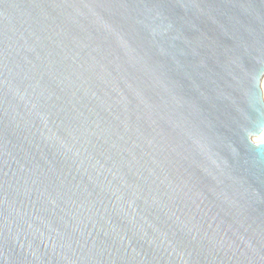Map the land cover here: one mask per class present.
<instances>
[{"label": "water", "instance_id": "1", "mask_svg": "<svg viewBox=\"0 0 264 264\" xmlns=\"http://www.w3.org/2000/svg\"><path fill=\"white\" fill-rule=\"evenodd\" d=\"M264 0H0V264H264Z\"/></svg>", "mask_w": 264, "mask_h": 264}, {"label": "bare ground", "instance_id": "2", "mask_svg": "<svg viewBox=\"0 0 264 264\" xmlns=\"http://www.w3.org/2000/svg\"><path fill=\"white\" fill-rule=\"evenodd\" d=\"M262 88H263V92H264V78H263V81H262ZM257 140V139H256ZM259 140H264V130L263 132L261 133V135L258 137V141Z\"/></svg>", "mask_w": 264, "mask_h": 264}, {"label": "rangeland", "instance_id": "3", "mask_svg": "<svg viewBox=\"0 0 264 264\" xmlns=\"http://www.w3.org/2000/svg\"><path fill=\"white\" fill-rule=\"evenodd\" d=\"M257 139V141H258V137L257 138H255V140Z\"/></svg>", "mask_w": 264, "mask_h": 264}]
</instances>
